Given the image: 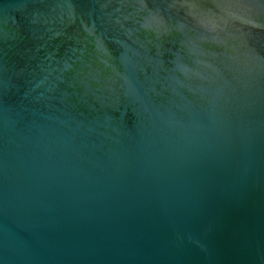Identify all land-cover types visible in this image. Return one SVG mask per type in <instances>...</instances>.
Instances as JSON below:
<instances>
[{
  "label": "water",
  "instance_id": "water-1",
  "mask_svg": "<svg viewBox=\"0 0 264 264\" xmlns=\"http://www.w3.org/2000/svg\"><path fill=\"white\" fill-rule=\"evenodd\" d=\"M0 264H264V0H0Z\"/></svg>",
  "mask_w": 264,
  "mask_h": 264
}]
</instances>
